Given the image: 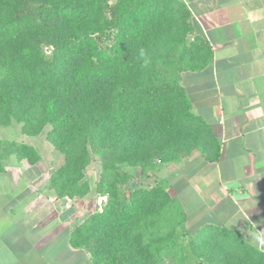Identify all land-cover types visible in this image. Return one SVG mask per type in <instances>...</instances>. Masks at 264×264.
<instances>
[{
    "label": "trees",
    "instance_id": "trees-1",
    "mask_svg": "<svg viewBox=\"0 0 264 264\" xmlns=\"http://www.w3.org/2000/svg\"><path fill=\"white\" fill-rule=\"evenodd\" d=\"M211 60L181 0H0V127L14 122L28 137L50 128L63 157L49 177L57 199L85 198L91 157L103 159L102 209L70 234L93 264H264L225 228L191 236L164 180L129 189L133 176L121 169L146 178L193 152L218 161L219 142L180 83ZM13 155L40 161L33 146L0 141V172Z\"/></svg>",
    "mask_w": 264,
    "mask_h": 264
},
{
    "label": "crops",
    "instance_id": "crops-1",
    "mask_svg": "<svg viewBox=\"0 0 264 264\" xmlns=\"http://www.w3.org/2000/svg\"><path fill=\"white\" fill-rule=\"evenodd\" d=\"M181 1L212 60L201 71L182 73L180 83L220 155L208 162L193 152L159 177L180 203L191 236L205 226L225 228L264 253V0ZM33 166L0 172V188L15 178L25 194L21 208L0 203V264H93L87 251L70 246L67 201L53 191L46 195L48 186L37 194V176L28 172Z\"/></svg>",
    "mask_w": 264,
    "mask_h": 264
},
{
    "label": "rangeland",
    "instance_id": "rangeland-1",
    "mask_svg": "<svg viewBox=\"0 0 264 264\" xmlns=\"http://www.w3.org/2000/svg\"><path fill=\"white\" fill-rule=\"evenodd\" d=\"M45 53L49 54L51 48H45ZM20 125L12 123L10 126L0 127V141L4 142H13L17 144H27L33 146L38 154L40 155V161H38L32 168H29V173H35L37 176V194L41 195L42 191L46 190V187L49 186V177L51 173L58 168L62 162L63 157L60 153L56 152L52 145L46 139V133L50 129L49 127L45 128L44 131L36 137H28L20 132ZM108 153L104 151L102 156H106ZM91 163L85 170V178L90 186V193L78 202L67 201L70 212V225L71 229L82 224L83 221L90 216L95 211H101V207L105 202V198L96 197L94 190L95 186L100 178L102 157L92 156ZM3 166L6 167L8 172L21 173L27 169V163L19 162L15 156H11L7 160L3 161ZM161 167L158 171H149L148 176L143 178L140 176L138 168H131L126 165H123L121 169L128 174L133 176L131 187H139L140 185H152L155 181H162L159 177V171L168 165H160ZM16 179H7L6 182L0 188V203L2 202V207L11 208H21L23 205L24 192L23 188L16 187ZM15 185V186H14ZM46 195L51 196L52 192L46 191ZM51 194V195H50ZM53 202L54 208H60L61 203L57 202L56 199ZM71 231V232H72ZM190 264H197L193 261H190Z\"/></svg>",
    "mask_w": 264,
    "mask_h": 264
}]
</instances>
